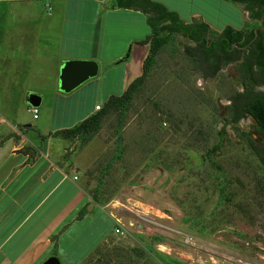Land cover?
<instances>
[{
    "label": "rangeland",
    "instance_id": "obj_1",
    "mask_svg": "<svg viewBox=\"0 0 264 264\" xmlns=\"http://www.w3.org/2000/svg\"><path fill=\"white\" fill-rule=\"evenodd\" d=\"M163 1L183 21L206 19L209 36L227 23L244 31L258 23L241 2ZM189 44L174 32L153 55L125 111L120 156L108 167L116 110L74 143L71 157L77 159L70 166H79L89 193L96 188L94 212L103 216V232L111 226L104 214L114 219L109 236L83 264H264V169L254 149L263 135L250 114L231 121L229 107L236 91L261 86L248 85L242 60L202 75L185 51ZM105 59L99 58L94 76H102ZM103 80L114 82V73ZM31 82L48 89L49 67ZM44 106L37 107L34 123L44 118ZM1 112L22 119L31 114L22 105H0ZM1 124L2 132L12 130ZM213 144L217 168L203 157ZM116 225L121 233L113 231Z\"/></svg>",
    "mask_w": 264,
    "mask_h": 264
},
{
    "label": "crops",
    "instance_id": "obj_2",
    "mask_svg": "<svg viewBox=\"0 0 264 264\" xmlns=\"http://www.w3.org/2000/svg\"><path fill=\"white\" fill-rule=\"evenodd\" d=\"M154 1L168 8L163 0ZM111 3L0 0V105H22L29 111V92L39 95L36 108L45 105L37 123L38 109L26 119L17 112L0 113V128L3 122L12 128L10 135L2 132L6 128L0 130V264H39L51 254L61 264H83L112 231L111 214H104L111 226L103 232V216L94 212L95 187L89 193L79 166H70L77 159L71 157L75 142L70 147L71 138L54 133L93 113L96 104L119 94L141 72L148 43L138 40L150 32L147 13ZM192 20L212 26L202 16ZM103 56L102 76L89 77L67 92L58 89L55 77L64 59L92 58L100 69ZM48 67L52 85H34L31 80ZM105 73H114V82H104ZM116 84L118 89H111ZM23 144L36 152L30 156Z\"/></svg>",
    "mask_w": 264,
    "mask_h": 264
},
{
    "label": "trees",
    "instance_id": "obj_3",
    "mask_svg": "<svg viewBox=\"0 0 264 264\" xmlns=\"http://www.w3.org/2000/svg\"><path fill=\"white\" fill-rule=\"evenodd\" d=\"M111 6H125L140 9L142 12L147 13L145 20L150 27L149 34L139 39V42H147V53L142 60V68L139 75L135 76L119 94H110L105 101L96 109L93 113L82 118L80 121L70 127H63L54 131L55 134H60L63 137L71 138L73 142L78 140H84L87 135L98 127L100 119L108 112V110H116L118 118L115 130V144L116 148L107 162L106 167L110 163L120 156L121 152V136L120 130L125 116V111L132 98V92L141 83L150 61L157 51V49L168 39L170 34L174 32H181L184 35H197V32H191L188 27L195 23L199 25L200 32H205L209 27L203 20L198 21H183L177 15L174 10L166 8L162 3L154 0H111ZM233 2H241L251 9V16L259 17L264 11V0H231ZM220 35L228 34L232 37L235 34L242 33L241 29H236L230 24H226L219 30ZM250 35H253L250 31ZM125 56L119 60L124 59ZM118 60V61H119ZM242 63L245 70V76L248 85L256 83L259 76L264 80V47L261 51L255 47H250L245 52L242 59ZM210 72L206 75H212ZM261 94V95H258ZM231 103L229 105L232 113L231 121H236L240 116L250 114L255 120V128L258 129L263 138L258 146L255 147V152L264 169V92H254L250 88H245L244 91H236L231 97ZM218 144H213L205 152L203 157L207 159L216 168V164L211 159V154L217 149ZM96 192V188L94 189ZM154 239H161V236H154Z\"/></svg>",
    "mask_w": 264,
    "mask_h": 264
},
{
    "label": "flooded vegetation",
    "instance_id": "obj_4",
    "mask_svg": "<svg viewBox=\"0 0 264 264\" xmlns=\"http://www.w3.org/2000/svg\"><path fill=\"white\" fill-rule=\"evenodd\" d=\"M264 15L262 13L257 17L258 23L251 26L248 30H242V33L233 35L230 38L228 34L220 35L219 30L226 24H224L219 30H216L212 36L208 35V31L212 26H209L205 32H200V26L196 23L188 27L191 32H197V35H184L181 32H177L184 36L190 44L185 48L186 53L193 57L196 62V67L201 71L202 75L213 74L220 69L223 64L242 60L244 54L250 47H255L261 51L264 47ZM198 21V20H194ZM253 27H256V31L253 32ZM235 28V27H234ZM240 29V28H236ZM250 31L253 35H250ZM255 85L261 86V89L254 92H264V80L261 76L257 79ZM261 95V94H258ZM230 98V103H231ZM22 150H25L30 156L36 152V147L29 144H23Z\"/></svg>",
    "mask_w": 264,
    "mask_h": 264
},
{
    "label": "water",
    "instance_id": "obj_5",
    "mask_svg": "<svg viewBox=\"0 0 264 264\" xmlns=\"http://www.w3.org/2000/svg\"><path fill=\"white\" fill-rule=\"evenodd\" d=\"M262 15H264V11ZM255 31L256 27H253V32ZM97 69V61L92 58L64 59L58 68V89L64 92L71 90L82 81L94 76ZM26 101L30 105L36 106L39 102V95L29 92L26 95ZM70 147H73V144ZM91 206L92 203L89 202L85 207L86 210H89ZM39 264H61V262L56 255L51 254L46 256Z\"/></svg>",
    "mask_w": 264,
    "mask_h": 264
},
{
    "label": "built area",
    "instance_id": "obj_6",
    "mask_svg": "<svg viewBox=\"0 0 264 264\" xmlns=\"http://www.w3.org/2000/svg\"><path fill=\"white\" fill-rule=\"evenodd\" d=\"M95 107H96V109H98V108H99V105L96 104ZM27 109L32 113V116H36V112H37V108H36V106H34V105H29V106L27 107ZM73 177H75V175H73ZM113 231H114V232H119V233H121V232H122V229H121L120 226L116 225V226L113 228Z\"/></svg>",
    "mask_w": 264,
    "mask_h": 264
}]
</instances>
